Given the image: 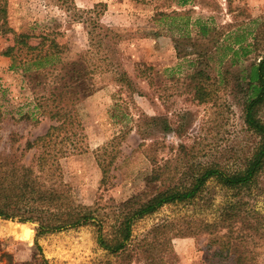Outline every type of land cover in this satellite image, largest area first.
Instances as JSON below:
<instances>
[{"label": "rangeland", "instance_id": "rangeland-1", "mask_svg": "<svg viewBox=\"0 0 264 264\" xmlns=\"http://www.w3.org/2000/svg\"><path fill=\"white\" fill-rule=\"evenodd\" d=\"M182 1L7 0L8 26L40 50L2 55L12 31L0 35V150L44 133L54 122L48 111L56 109L50 93L62 90L77 131V149L60 158L64 195L69 205L91 209L105 228L129 204L164 188L166 173L186 170L185 159L190 170L211 162L233 167L256 142L243 122L240 69L264 56V0ZM188 37L210 49L205 100L189 78L193 54L178 56L177 46L189 49ZM236 37L248 52L231 63L227 48L238 46ZM47 48L53 52L42 70L34 54ZM73 59L90 66L94 89L70 104L69 87H53L69 83V70L59 68ZM260 116L264 121V108ZM96 157L110 161L103 180ZM152 167L164 180L148 181ZM228 197L209 181L194 200L164 204L134 223L131 246L118 254L96 243L91 225L37 236L35 223L0 217V264H209L215 246L201 224L213 221ZM246 199L264 228V188ZM252 225L235 221L233 229L254 233L249 264H264V238Z\"/></svg>", "mask_w": 264, "mask_h": 264}, {"label": "trees", "instance_id": "trees-1", "mask_svg": "<svg viewBox=\"0 0 264 264\" xmlns=\"http://www.w3.org/2000/svg\"><path fill=\"white\" fill-rule=\"evenodd\" d=\"M183 2L185 0L181 3ZM200 29L203 35L207 33L205 25H201ZM11 31L7 21V0H0V35L7 36ZM27 36V33L12 31V44L2 49L1 54L19 55L23 49H25V55L34 50L39 52L40 47L30 45L27 42ZM187 41L189 49L181 51L177 46L178 56L186 57L193 54L194 69L189 78L194 81L193 87L197 98L205 100L207 84L204 83L210 78L208 71L210 49L197 48L196 39L191 37H188ZM234 43L239 47L227 48L230 50L231 63L237 61L239 51L243 55L248 52L244 49L246 47L241 45L240 38L236 37ZM51 52L53 51L47 48L43 54H34V59L38 61L37 68L42 70L47 68L44 67L42 60ZM221 61L222 58H219V64ZM80 62L79 59H73L62 63L59 69L69 70V83H61L53 87L60 89L61 85H67L69 90L64 93L68 94L67 102L70 104H75L94 89L90 80L92 69L88 65L85 68ZM240 72V78L245 84L241 94L243 122L246 129L257 138L251 151L233 167L211 162L197 163L190 170V164L185 159L186 170L176 168L166 173L164 188L156 190L137 204H129L126 209L112 217L111 223L106 228L103 221L97 218L87 206L67 203L61 181L60 158L77 149V131L71 110L66 104H61L63 91L60 90L57 94L51 92L52 100L57 101L53 106L56 109L48 111L54 122L44 133L33 140H26L22 147L14 146L11 142L7 150H0V217L35 223L37 236L91 225L96 243L107 252L118 254L127 251L131 246L132 227L137 220L152 214L164 204L194 200L201 195V191L209 181H214L229 193V197L222 204L213 221H202L201 229L207 230L210 234L209 244L215 246L207 260L209 264H249L250 255H248L249 252L247 253L246 246L251 241L248 237L254 233H248L243 237L242 232L239 236L233 229V225L235 221H240L243 225L253 221L252 229L255 232L260 230V237L264 238V228H259V224L254 223L259 216L254 215L256 211L253 207H247L246 199L252 194L253 189L264 188L262 176L264 173V121L260 116V111L264 108V56L241 68ZM60 78L64 77L60 75ZM29 150H33L32 157L24 161L22 157ZM96 159L102 167L103 180L107 176L110 161L101 157ZM147 179L155 182V180H162L163 177L157 167H152ZM220 227H225L226 230L223 231Z\"/></svg>", "mask_w": 264, "mask_h": 264}, {"label": "water", "instance_id": "water-1", "mask_svg": "<svg viewBox=\"0 0 264 264\" xmlns=\"http://www.w3.org/2000/svg\"><path fill=\"white\" fill-rule=\"evenodd\" d=\"M30 230H32L33 231V228L32 227H28V229H26L25 231H24V234H28V232L30 231Z\"/></svg>", "mask_w": 264, "mask_h": 264}]
</instances>
